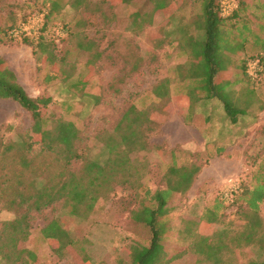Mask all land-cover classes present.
<instances>
[{
    "label": "rangeland",
    "instance_id": "374dc122",
    "mask_svg": "<svg viewBox=\"0 0 264 264\" xmlns=\"http://www.w3.org/2000/svg\"><path fill=\"white\" fill-rule=\"evenodd\" d=\"M69 1L0 0V60L15 73L17 82L30 96H50L51 103L43 109L45 116L50 121L57 118L73 121L85 136L89 154L97 153L101 145L97 133L102 129L112 132L116 119L128 104L139 101L157 82L170 79L168 95L154 101L150 109L156 125L167 120L169 113L176 114V118L180 113L185 116L184 124L213 123L219 124L220 129L200 137V147L197 143L169 147L156 126L148 134L149 149L130 154L140 180L152 191L162 187L172 156L178 164L200 166L191 186L182 194H173L168 202L173 231L163 243L168 252L166 257L178 249L187 250L167 264H214L192 249V242L201 234L211 242L225 243L223 264L264 259V249L259 243L264 236V198L257 208L263 226L253 232L251 241L245 239L250 231L247 191L264 184V57L262 66L251 60L252 56H264V51L252 44L239 21L243 17L249 29L254 30L263 25L264 0H241L240 8L244 6V10L240 11L233 35L241 31L249 40L242 50L230 55L231 61L218 77L220 82H232L225 90L241 106L246 88L254 90V103L246 113L238 114L234 123L216 98L198 101L191 107L186 99L173 100L177 66L183 64L186 69L190 61L181 41H177L179 33L174 26H186L194 19L201 8L198 0H175L169 13L155 12L148 0L127 4L120 2L123 0H89L101 2L103 10L111 12L112 17L104 20L93 12L84 15L88 20L84 26L75 25L81 18L80 9L72 8ZM85 36L102 50L95 63L88 64L89 52L76 47L79 37ZM246 61L247 67L243 68ZM58 73V78L45 81L46 75ZM65 75L68 77L64 78ZM81 78H86V84L70 87ZM91 94L99 95L100 102L95 103ZM31 122L29 113L15 101L0 98V135L15 143L12 153L1 159L0 173L19 170V157L25 153L30 164L21 177L27 181L34 179L38 185L54 184L61 177L63 161L56 152L43 149L37 142L25 151L23 140ZM78 164L73 162L70 168L77 172ZM229 179L239 186L232 201L223 197ZM132 195L133 190L115 186L102 193L93 211L81 220L66 214L68 208L62 200L39 212L33 211L31 239L25 246L35 250L41 264H77L80 247L94 264H124L129 259L128 246L135 242L146 244L150 237L146 226L132 222L129 217L130 208L136 206ZM211 212L215 214L213 221L208 220ZM14 215L11 210L0 209V229L1 222ZM54 218L60 225L63 220L77 240L73 251L63 249L67 238L51 244L44 240L40 230ZM185 226L191 227V235L184 231ZM0 264L6 263L0 260Z\"/></svg>",
    "mask_w": 264,
    "mask_h": 264
},
{
    "label": "trees",
    "instance_id": "16d2710c",
    "mask_svg": "<svg viewBox=\"0 0 264 264\" xmlns=\"http://www.w3.org/2000/svg\"><path fill=\"white\" fill-rule=\"evenodd\" d=\"M133 0H123L121 3H130ZM154 5L155 12L169 13L172 11L175 0H148ZM200 11L188 25L176 24L174 31L179 33L177 41L183 52L190 55L188 68L180 64L177 66V79L174 85L173 100L186 99L191 107L204 99H218L231 122H236L238 114H244L254 103V90L246 88L243 93V106L238 100H233L225 88L232 82H220L219 74L224 71L231 61L232 54L242 50L249 38L242 35H233L237 29L235 24L242 21L243 30L248 32L251 42L264 51V22L258 29H249L243 17L239 20L240 11L244 10L241 0H231L235 6L229 14L222 13V0H198ZM69 5L80 9V17L76 24L84 26L87 15L93 12L100 14L107 20L112 17L111 12L103 10L101 2L91 3L89 0H70ZM94 9H91V6ZM246 6V5H245ZM243 8V9H242ZM86 17H85V16ZM135 16L138 15L136 12ZM173 19V18H172ZM239 20V21H238ZM190 26L193 31L189 32ZM259 30V32H257ZM81 32L78 33L80 35ZM40 37V36H39ZM33 42V41H32ZM41 48L42 42H38ZM77 49L89 52L87 63H95L102 55V50L94 46L88 38L79 37ZM188 50V51H187ZM264 56H252L262 66ZM247 67V61L243 68ZM60 74H48L45 81L50 82ZM68 76H64L67 78ZM63 78V79H64ZM250 78V77H249ZM86 78L78 79L70 87L82 83ZM170 79H163L154 84L148 93L144 94L136 103H130L116 119L112 132L100 130L96 139L100 142L98 152L89 154L85 144V136L78 126L71 120L57 118L49 120L43 111L51 103L50 96H30L17 82L15 73L0 60V98L15 101L27 111L31 118V127L23 140L25 151L31 144L40 143L42 148L56 152L61 161V177L54 184L42 183L38 185L34 179L24 180L21 176L25 167L29 166L30 159L25 153L19 157V170L0 173V209L11 210L14 217L3 220L0 229V260L6 264H41L37 262L35 250L25 246L31 239L30 228L33 211H40L54 202L62 200L67 207L66 214L75 219H85L94 209L102 193L121 186L133 190L132 198L136 206L130 208L129 217L132 222L144 225L149 229L150 237L146 244L132 243L128 246L129 259L124 264H167L170 259L183 254L187 248L167 255L164 241L172 233L171 207L168 205L173 194L184 193L192 184L200 166L178 164L174 156L163 175L162 187L150 190L140 180L137 166L130 160V154L147 151L151 146L148 134L160 126L150 116V109L157 99L168 95ZM95 103L100 102L99 95L91 94ZM262 108V105L260 106ZM10 128V126H7ZM32 132V135L29 133ZM35 134V135H34ZM15 143L4 140L0 135V161L12 153ZM220 149V148H219ZM173 154V152H172ZM78 161V171L70 168L73 162ZM10 173V174H9ZM247 206L249 208L248 227L245 235L246 242L251 241L253 232L262 228V219L258 214V203L264 198V184L259 183L248 190ZM215 214L209 213V221H213ZM64 221L54 218L46 222L41 228V234L46 242H59L67 238L63 249H71L77 240L71 236ZM190 226L184 231L191 235ZM227 231V230H222ZM264 233V232H263ZM260 247L264 249V236L259 238ZM195 252L203 254L214 264H223L222 252L226 245L221 240L211 242L209 237L198 235L191 244ZM80 259L77 264H94L83 247L78 250ZM243 264H264V259L249 260Z\"/></svg>",
    "mask_w": 264,
    "mask_h": 264
},
{
    "label": "crops",
    "instance_id": "0c3cea01",
    "mask_svg": "<svg viewBox=\"0 0 264 264\" xmlns=\"http://www.w3.org/2000/svg\"><path fill=\"white\" fill-rule=\"evenodd\" d=\"M205 102L206 101H204L203 103ZM177 115L178 116L176 118V114L169 113V118L167 120H164L159 126V129L165 136V141L167 142V144H169V147H174L180 144L194 145V143L199 144L198 146L200 147V137L210 136L211 131L212 134H215V132L220 129L219 124L213 126V123H203L202 125H200L199 123L195 125L184 124L183 119H185V116H181L180 113ZM167 123L171 124L167 125ZM185 127L191 128L193 132H187ZM171 130H173V133L171 132Z\"/></svg>",
    "mask_w": 264,
    "mask_h": 264
},
{
    "label": "built area",
    "instance_id": "2783aa9c",
    "mask_svg": "<svg viewBox=\"0 0 264 264\" xmlns=\"http://www.w3.org/2000/svg\"><path fill=\"white\" fill-rule=\"evenodd\" d=\"M222 13L224 15H227L230 13L232 8L235 6L234 2L231 0H222ZM253 65L256 67V62H253ZM239 186L232 180H228V186L225 188V191L223 193V197L226 200L232 201L233 193H236L238 190Z\"/></svg>",
    "mask_w": 264,
    "mask_h": 264
}]
</instances>
